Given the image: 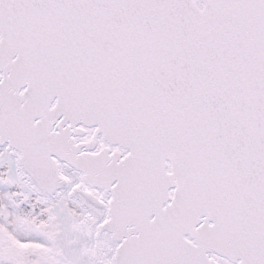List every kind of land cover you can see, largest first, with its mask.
I'll list each match as a JSON object with an SVG mask.
<instances>
[{"label":"snow or ice","instance_id":"snow-or-ice-1","mask_svg":"<svg viewBox=\"0 0 264 264\" xmlns=\"http://www.w3.org/2000/svg\"><path fill=\"white\" fill-rule=\"evenodd\" d=\"M0 264H264V0H0Z\"/></svg>","mask_w":264,"mask_h":264}]
</instances>
